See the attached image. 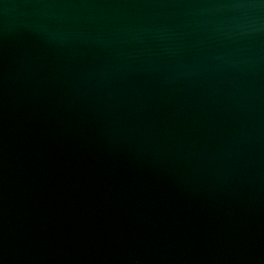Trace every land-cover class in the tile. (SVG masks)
I'll use <instances>...</instances> for the list:
<instances>
[{
	"label": "water",
	"instance_id": "1",
	"mask_svg": "<svg viewBox=\"0 0 264 264\" xmlns=\"http://www.w3.org/2000/svg\"><path fill=\"white\" fill-rule=\"evenodd\" d=\"M0 264H264V0H0Z\"/></svg>",
	"mask_w": 264,
	"mask_h": 264
}]
</instances>
